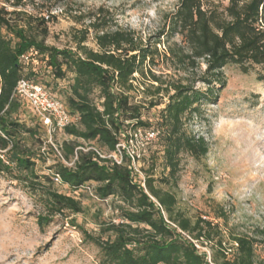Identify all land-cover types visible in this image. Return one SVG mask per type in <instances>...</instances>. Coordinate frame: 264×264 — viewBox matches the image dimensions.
Returning <instances> with one entry per match:
<instances>
[{"label": "trees", "instance_id": "16d2710c", "mask_svg": "<svg viewBox=\"0 0 264 264\" xmlns=\"http://www.w3.org/2000/svg\"><path fill=\"white\" fill-rule=\"evenodd\" d=\"M2 1L10 10L0 7V174L31 189L41 180L55 184L52 174H57L60 186L68 193L90 188L100 201L116 198L120 203L119 222L100 223V235L89 237L99 249L101 264H209L206 253L191 240L201 245L212 238L213 230L218 239L210 255L211 264H264L256 261L257 241L248 236L232 237L227 257L215 226L200 218L186 217L177 208L176 196L170 189L156 186L151 175L139 181L134 164L142 156L135 154L133 164L122 148L132 138L129 133L154 132L161 142L167 170L159 181L170 188L176 187L181 153L195 160L206 156L207 143L203 137L184 130V117L198 114L202 102L215 100L225 86L222 69L227 64L237 66L243 74L254 67L264 71V0H229L222 11L205 8L201 0H178L168 17L167 32L161 34L167 40L179 36L183 45L173 43L162 54L157 50L159 37L144 44L133 31L117 27L113 14L103 9L90 17L86 27L74 31V48L46 46L43 39L53 15L28 13L24 0ZM75 18L80 22L79 17ZM89 31L95 49L86 45ZM23 56L28 60L23 61ZM159 57L169 59L187 73L202 63L205 69L199 82L206 86L205 90L193 83L163 87L159 77L145 71ZM34 61L48 70L52 80H63L67 72L73 76L62 101L72 119L61 131L65 139L59 146L65 161H72L76 148L92 147L111 154L119 144V164L99 158L93 150L78 149L73 166L66 167L47 143L42 124L35 117L32 126L21 119V112L28 107L15 94L18 81L25 79L49 91V83L39 80L40 69L33 65ZM136 74L143 79L149 74L151 83H156H139L144 92L149 91L150 98L162 92L167 98L154 123L141 121L140 107L132 103ZM257 81L264 84V75H257ZM94 91L101 100L98 105L90 98ZM50 157L53 165L49 173L37 175L36 161ZM44 196L51 216L63 211L82 212L80 203L69 194L48 188ZM48 221L47 217H38L37 224L42 227Z\"/></svg>", "mask_w": 264, "mask_h": 264}, {"label": "rangeland", "instance_id": "374dc122", "mask_svg": "<svg viewBox=\"0 0 264 264\" xmlns=\"http://www.w3.org/2000/svg\"><path fill=\"white\" fill-rule=\"evenodd\" d=\"M205 8L222 11L229 0H201ZM24 10L31 14L53 18L48 19V33L43 41L46 46L57 49L74 48L72 36L75 30L86 27L90 17L103 9L113 14L117 27L129 29L144 44L160 39L157 46L163 53L170 45H183L179 36L167 40L161 33L167 32L168 17L175 10L178 0H24ZM9 6L0 0V7ZM79 17L80 22H76ZM89 31V48L95 49ZM41 39V38H39ZM185 50V49H184ZM39 80L49 83V92L64 101L72 82V74L67 72L63 80H52L40 65ZM205 66L201 63L189 73L175 67L169 59L159 57L145 71H150L169 87L173 83H193L201 90L205 87L200 80ZM225 86L219 90L214 101L200 104L198 114L184 117V130L192 135L203 137L208 146L205 157L195 160L188 153L179 156V170L176 187L162 184L159 179L167 175L164 167L161 142L154 136L147 139L146 132H137L123 148L140 160L135 169L143 181L147 175L155 180V185L170 189L176 196L177 208L192 220L203 219L214 225L222 247L230 257L232 237L248 236L256 239L254 247L256 261L264 262V84L257 81L263 74L260 67H254L247 74L237 66L227 64L222 69ZM137 79L133 85L132 103L140 107L141 121L154 123L158 112L164 107L167 98L164 93L149 97L139 83L150 85L149 74ZM156 86V83H151ZM145 87V86H143ZM93 103L101 100L98 92L90 95ZM161 103L150 106L149 103ZM20 117L30 126L33 116L27 108ZM65 136H53V144L59 145ZM38 147V146H37ZM36 148V146H35ZM53 159L36 161L37 175H47ZM50 190L69 194L76 199L82 212L73 214L67 211L53 216L47 213L44 193ZM34 189V190H33ZM33 189L25 184L0 174V264H101V255L89 237L100 235L99 224L119 222L117 211L119 201L108 198L100 201L91 191L68 193L60 186L41 180ZM38 217L49 221L40 227ZM212 231L210 240L198 244L200 251L211 255L217 248L218 237ZM104 237V236H102Z\"/></svg>", "mask_w": 264, "mask_h": 264}, {"label": "built area", "instance_id": "2783aa9c", "mask_svg": "<svg viewBox=\"0 0 264 264\" xmlns=\"http://www.w3.org/2000/svg\"><path fill=\"white\" fill-rule=\"evenodd\" d=\"M22 60L27 61L28 56H23ZM15 94L16 96L20 97V99L27 105L28 109L32 113V116L35 117L37 121H39L42 124V126L46 130L47 143L50 146H52L57 159H59L66 167L70 168L73 166V163L76 160V150L78 149H81L82 151L93 150L101 159H111L117 164L121 162V158H120L121 152L119 150V146H120L119 144L116 146L115 153H111V154L101 153L92 147L86 149L76 148L72 161H65V159L61 154L60 146L53 144V140H52L53 136L61 133V131L66 126L70 125L72 122V119L69 116L64 103L61 100L54 97L42 85L35 84L25 79H21L18 81L15 88ZM146 135L148 137L147 139L149 138L153 139L155 133L148 131L146 132ZM127 153L129 154L134 164L135 154L130 153L128 151ZM136 157L138 156L136 155ZM52 181L57 185H60L61 183L60 178L57 174H52ZM87 190L91 191L90 188H87ZM188 239L190 238L188 237ZM191 241L195 245V247L199 249L197 242L194 240ZM206 260L209 264H211L209 254H206Z\"/></svg>", "mask_w": 264, "mask_h": 264}]
</instances>
